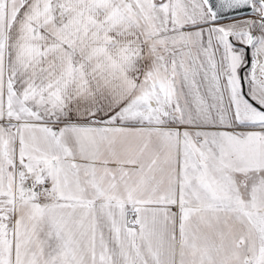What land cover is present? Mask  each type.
Returning a JSON list of instances; mask_svg holds the SVG:
<instances>
[{"label": "snow or ice", "instance_id": "6c2138e0", "mask_svg": "<svg viewBox=\"0 0 264 264\" xmlns=\"http://www.w3.org/2000/svg\"><path fill=\"white\" fill-rule=\"evenodd\" d=\"M0 264H264V0H0Z\"/></svg>", "mask_w": 264, "mask_h": 264}]
</instances>
